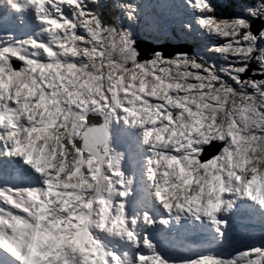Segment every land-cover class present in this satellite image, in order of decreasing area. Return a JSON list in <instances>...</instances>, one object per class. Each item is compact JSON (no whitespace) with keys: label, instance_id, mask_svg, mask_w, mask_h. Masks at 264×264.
Instances as JSON below:
<instances>
[{"label":"snow or ice","instance_id":"1","mask_svg":"<svg viewBox=\"0 0 264 264\" xmlns=\"http://www.w3.org/2000/svg\"><path fill=\"white\" fill-rule=\"evenodd\" d=\"M8 7L34 24L23 38L0 34V156L31 182L0 186V264H264V245L176 260L154 236L207 225L222 239L239 203L264 210V0L230 16L183 0L207 59H142L124 0ZM116 128L137 142L139 181Z\"/></svg>","mask_w":264,"mask_h":264},{"label":"bare ground","instance_id":"2","mask_svg":"<svg viewBox=\"0 0 264 264\" xmlns=\"http://www.w3.org/2000/svg\"><path fill=\"white\" fill-rule=\"evenodd\" d=\"M148 54L149 53L146 52L144 55H142V58H147L148 57Z\"/></svg>","mask_w":264,"mask_h":264},{"label":"rangeland","instance_id":"3","mask_svg":"<svg viewBox=\"0 0 264 264\" xmlns=\"http://www.w3.org/2000/svg\"><path fill=\"white\" fill-rule=\"evenodd\" d=\"M218 145L215 146V148H213V150L210 152V154L213 153L214 149H217Z\"/></svg>","mask_w":264,"mask_h":264}]
</instances>
